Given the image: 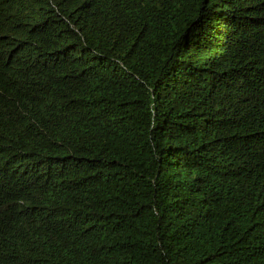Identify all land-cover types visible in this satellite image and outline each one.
I'll return each instance as SVG.
<instances>
[{
    "label": "trees",
    "instance_id": "trees-1",
    "mask_svg": "<svg viewBox=\"0 0 264 264\" xmlns=\"http://www.w3.org/2000/svg\"><path fill=\"white\" fill-rule=\"evenodd\" d=\"M0 264H264V0H0Z\"/></svg>",
    "mask_w": 264,
    "mask_h": 264
},
{
    "label": "rangeland",
    "instance_id": "rangeland-1",
    "mask_svg": "<svg viewBox=\"0 0 264 264\" xmlns=\"http://www.w3.org/2000/svg\"><path fill=\"white\" fill-rule=\"evenodd\" d=\"M12 5L7 3L4 8H0V10L5 11L7 8L11 7Z\"/></svg>",
    "mask_w": 264,
    "mask_h": 264
}]
</instances>
